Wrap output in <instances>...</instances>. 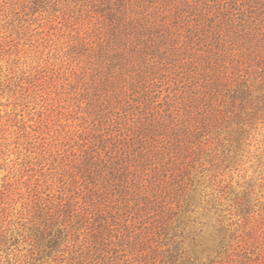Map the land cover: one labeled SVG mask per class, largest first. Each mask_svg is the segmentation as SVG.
<instances>
[{
  "label": "rangeland",
  "instance_id": "374dc122",
  "mask_svg": "<svg viewBox=\"0 0 264 264\" xmlns=\"http://www.w3.org/2000/svg\"><path fill=\"white\" fill-rule=\"evenodd\" d=\"M0 264H264V0H0Z\"/></svg>",
  "mask_w": 264,
  "mask_h": 264
}]
</instances>
